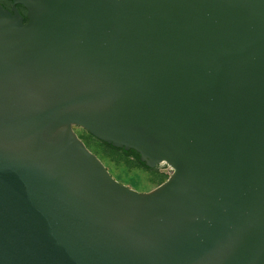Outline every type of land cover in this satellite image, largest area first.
Instances as JSON below:
<instances>
[{
	"label": "water",
	"instance_id": "obj_1",
	"mask_svg": "<svg viewBox=\"0 0 264 264\" xmlns=\"http://www.w3.org/2000/svg\"><path fill=\"white\" fill-rule=\"evenodd\" d=\"M12 2L0 264H264V0ZM73 127L172 173L137 192Z\"/></svg>",
	"mask_w": 264,
	"mask_h": 264
},
{
	"label": "rangeland",
	"instance_id": "obj_2",
	"mask_svg": "<svg viewBox=\"0 0 264 264\" xmlns=\"http://www.w3.org/2000/svg\"><path fill=\"white\" fill-rule=\"evenodd\" d=\"M73 131L116 181L137 192L147 193L156 189L172 173L169 166L163 164L156 167L155 171H145L137 161L96 143L95 138L81 128L73 127Z\"/></svg>",
	"mask_w": 264,
	"mask_h": 264
},
{
	"label": "flooded vegetation",
	"instance_id": "obj_3",
	"mask_svg": "<svg viewBox=\"0 0 264 264\" xmlns=\"http://www.w3.org/2000/svg\"><path fill=\"white\" fill-rule=\"evenodd\" d=\"M12 3H13L12 0H0V5L3 6L7 10H10L11 9ZM16 8L18 9L19 13L22 15V17L24 19V22L26 23L27 22V19H26V10L21 5H16ZM144 168H146V167H144Z\"/></svg>",
	"mask_w": 264,
	"mask_h": 264
},
{
	"label": "trees",
	"instance_id": "obj_4",
	"mask_svg": "<svg viewBox=\"0 0 264 264\" xmlns=\"http://www.w3.org/2000/svg\"><path fill=\"white\" fill-rule=\"evenodd\" d=\"M106 145V144H105ZM112 148V147H111ZM116 150H119V149H116ZM122 151L124 154L128 155V156H131L133 158H135L137 160V162L142 166V167H145L142 163L139 162V155L137 153H135L134 151H128V152H125L123 150H120ZM147 169V168H146Z\"/></svg>",
	"mask_w": 264,
	"mask_h": 264
},
{
	"label": "built area",
	"instance_id": "obj_5",
	"mask_svg": "<svg viewBox=\"0 0 264 264\" xmlns=\"http://www.w3.org/2000/svg\"><path fill=\"white\" fill-rule=\"evenodd\" d=\"M163 165H165V164H163ZM169 169L172 170L170 167H169Z\"/></svg>",
	"mask_w": 264,
	"mask_h": 264
}]
</instances>
